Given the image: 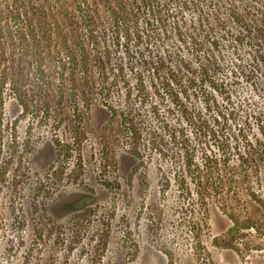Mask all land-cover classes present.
<instances>
[{
	"label": "rangeland",
	"instance_id": "1",
	"mask_svg": "<svg viewBox=\"0 0 264 264\" xmlns=\"http://www.w3.org/2000/svg\"><path fill=\"white\" fill-rule=\"evenodd\" d=\"M59 2L99 94L5 91L0 264H264V0Z\"/></svg>",
	"mask_w": 264,
	"mask_h": 264
},
{
	"label": "trees",
	"instance_id": "2",
	"mask_svg": "<svg viewBox=\"0 0 264 264\" xmlns=\"http://www.w3.org/2000/svg\"><path fill=\"white\" fill-rule=\"evenodd\" d=\"M143 9L155 11L149 2ZM66 18L59 0H0V108L6 91L23 114L59 120L66 95L75 111L76 99L84 108L96 99L88 69L90 61L102 66L97 37L90 24L82 33ZM53 142L60 148L59 140Z\"/></svg>",
	"mask_w": 264,
	"mask_h": 264
}]
</instances>
